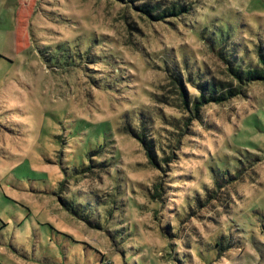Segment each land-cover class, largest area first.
I'll return each mask as SVG.
<instances>
[{
  "label": "rangeland",
  "instance_id": "1",
  "mask_svg": "<svg viewBox=\"0 0 264 264\" xmlns=\"http://www.w3.org/2000/svg\"><path fill=\"white\" fill-rule=\"evenodd\" d=\"M173 1L189 14L137 9ZM211 34L255 63L264 0H0V264H264V82L197 120L170 83L172 58L191 99L184 59L229 80ZM79 39L117 72L82 63ZM139 120L182 138L167 172L127 134Z\"/></svg>",
  "mask_w": 264,
  "mask_h": 264
},
{
  "label": "trees",
  "instance_id": "2",
  "mask_svg": "<svg viewBox=\"0 0 264 264\" xmlns=\"http://www.w3.org/2000/svg\"><path fill=\"white\" fill-rule=\"evenodd\" d=\"M191 6L183 4L180 2H170L166 5L160 3H143L139 4L137 9L149 16L155 22H166L168 19L178 18L189 14ZM209 42L213 47H218V53L221 56L223 62L225 63V75L228 77V81L215 80L214 78H209L206 69L204 72L198 70L199 75L196 79L192 78V72L194 68L190 67L187 63V60L184 59L185 64V75H187V84L195 86L198 95L194 96L192 99L187 95L185 82L181 76V72L177 69L176 61L173 60L174 64L169 68V77L171 79L172 86L176 88L177 94L181 98V102L184 108L188 110L189 113L193 114L194 120H197L200 117L201 110L207 105H223L230 102L231 100L244 96L247 88L251 84L256 82H264V46L260 45L258 51L255 54V63L247 56V50L244 49L241 43L231 40L230 35L226 37L224 34L217 36V34H211ZM88 41H83L79 39L75 43L76 55L80 58L82 63H87L95 61L98 64V67H105L109 71L107 73H112L115 70L114 60L109 51H105L102 43L98 44V48H95V42H88L89 47L85 48V43ZM83 43L84 47L80 46ZM84 48V49H83ZM98 49V53H97ZM242 54V55H240ZM246 54V56L244 55ZM115 58V57H114ZM204 77L200 79V77ZM112 80V84L117 86L116 75ZM108 79L110 77L108 76ZM106 78L99 79L97 82L105 81ZM196 82V83H195ZM113 88V87H112ZM139 120L138 123H140ZM141 130H136L129 123L127 125V134L135 138L139 143H141L145 155L148 159L149 165L155 170H161L162 173L167 172V168L170 164L177 163L179 160L178 152H180V145L182 144V138L170 139L165 138V141H169L171 146H164L162 139L158 133L155 131L148 132L146 129H149L144 126V123H140ZM181 130V128H179ZM181 135V134H180ZM157 137V142L155 141ZM176 143L177 146H173ZM158 144V147L156 146ZM167 144V143H166ZM175 144V145H176ZM166 148V149H165ZM169 150V151H168ZM93 152V153H99ZM92 153V154H93ZM91 154V155H92ZM222 184L217 182V190L214 191L215 194L209 196L207 203L211 200H215L218 195V191H222ZM165 190L161 183H155L153 186L152 198L156 199V203L163 204ZM199 199V198H198ZM226 199L220 200L227 203ZM199 199V203H200ZM65 204V203H63ZM224 207V206H223ZM108 213V212H107ZM168 230V228H167ZM180 253L178 252V258ZM176 257V258H177Z\"/></svg>",
  "mask_w": 264,
  "mask_h": 264
}]
</instances>
